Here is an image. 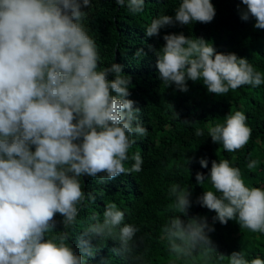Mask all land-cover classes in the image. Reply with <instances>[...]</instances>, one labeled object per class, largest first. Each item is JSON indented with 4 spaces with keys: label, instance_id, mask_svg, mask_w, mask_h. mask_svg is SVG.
Segmentation results:
<instances>
[{
    "label": "clouds",
    "instance_id": "clouds-1",
    "mask_svg": "<svg viewBox=\"0 0 264 264\" xmlns=\"http://www.w3.org/2000/svg\"><path fill=\"white\" fill-rule=\"evenodd\" d=\"M115 3L138 14L145 0ZM241 3V20L251 16L254 27L264 29V0ZM90 6L91 0H0V264H86L94 250L77 253L69 243L85 202L95 201L82 189L81 177L103 174L101 182H106L142 171L140 152L129 155L134 134L148 133L140 109L127 99L131 77L117 63L98 70L97 44L84 23L88 13L83 9ZM214 16L210 0H181L174 16L153 19L145 35L158 36L177 23H210ZM162 38L165 43L155 55L165 87L187 92L188 81H201L209 93L222 96L264 83L246 58L217 52L202 37L169 33ZM143 55L142 49L135 53ZM246 120L241 111L227 114L223 123L208 128V136L235 152L251 138ZM195 134L204 131L197 128ZM199 163L208 166L204 158ZM258 164L251 160L247 168ZM206 177L215 191H204L197 202L216 213L214 221L224 225L235 220L242 229L264 233V187L246 186L241 170L227 159L212 161L207 176L197 172L196 183L203 184ZM190 189L173 183L167 190L177 213L161 230L169 264H264L260 257L245 259L241 251L219 253L206 218H181L191 207ZM125 212L107 203L102 220L96 213L88 218L82 237L112 240L114 255L144 264L137 251L140 228L124 222ZM56 214L63 217L62 230H55Z\"/></svg>",
    "mask_w": 264,
    "mask_h": 264
},
{
    "label": "trees",
    "instance_id": "trees-1",
    "mask_svg": "<svg viewBox=\"0 0 264 264\" xmlns=\"http://www.w3.org/2000/svg\"><path fill=\"white\" fill-rule=\"evenodd\" d=\"M180 2L145 0L144 11L138 14L118 6L115 0H91L90 8L83 9L88 13L84 23L96 41L101 58L98 70L112 63L124 66L122 73L131 77V94L127 99L133 100L134 107L140 109V122L148 132L145 137H135L134 134L136 142L129 150L130 156L140 152L144 161L141 172L121 174L106 182H101L103 174L96 178L81 177L82 189L93 195L95 201L85 202L69 243L77 253L89 247L94 250L93 256H86V264H129L113 254L112 240L82 237V231L90 223L88 218L96 213L102 220L105 205L109 202L126 211L125 223L140 228L137 239L142 243L137 251L143 255L144 264H169L167 244L161 230L166 221L177 214L167 192L173 183L191 187V207L187 217L181 218H206L214 228L209 236L219 253L228 256L233 251H241L245 259H264V233L242 229L235 220L224 225L214 221L216 213L202 207L197 197L204 191L215 189L207 177L201 185L195 180L197 172L207 176L212 161L227 159L231 166L241 170L246 186L264 187V83L255 87L243 85L220 96L209 93L201 81H188L189 90L181 92L175 85L165 87L159 77L155 55L165 43L164 35L183 33L186 37H202L217 52L246 58L264 76V29H256L255 18L251 16L247 21L241 20L240 10L245 8L241 0H210L215 8L210 23L195 22L189 26L177 23L161 29L158 36L145 35L153 19L164 14L174 16ZM138 49L146 55L137 58ZM235 111L246 115V124L252 130L251 138L244 148L227 152L222 144L212 142L208 128L223 123L224 117ZM197 128L204 131L203 136H196ZM202 158L208 161L206 168L199 163ZM251 160H258L259 164L250 170L247 164ZM131 163L129 160L125 167H131ZM54 219L55 230H62L63 217L56 214ZM133 264L140 262L134 261Z\"/></svg>",
    "mask_w": 264,
    "mask_h": 264
}]
</instances>
